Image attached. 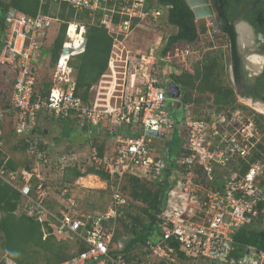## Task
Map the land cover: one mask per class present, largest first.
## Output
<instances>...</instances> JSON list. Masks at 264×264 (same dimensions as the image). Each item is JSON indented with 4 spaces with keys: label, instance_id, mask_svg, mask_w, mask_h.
<instances>
[{
    "label": "built area",
    "instance_id": "obj_1",
    "mask_svg": "<svg viewBox=\"0 0 264 264\" xmlns=\"http://www.w3.org/2000/svg\"><path fill=\"white\" fill-rule=\"evenodd\" d=\"M45 3L57 7L64 3L74 16L85 12L97 17L112 37L106 69L89 88L87 99L75 95L69 65L71 57L84 50L85 27L75 21L67 24L68 39L61 49L68 51H60L52 67L48 94L40 91L42 80L36 69L47 30L64 22L52 12H42ZM38 4L35 15L0 8V78L6 83L0 84V181L19 192L15 212L37 221L42 239L74 241L76 250L52 264H129L123 252L129 234L115 237L116 219L123 216L128 201L113 187L105 210L87 211L63 187L56 204L49 205L48 186L35 167H6L9 137L26 140L27 154L38 165L46 163L48 152L38 147L41 140L34 133L43 118H68L87 132L104 134L102 152L90 141L88 166L106 173L113 184L128 176L151 181L169 170L171 184L158 214L159 233L145 241L143 256L130 264H152L155 259L179 264V252L210 264H264V251L251 246L242 256H231L232 235L258 217L259 204L264 202V162L255 157L262 129L254 114L239 106L218 109L211 97L196 100L194 94L189 101L182 100L171 76L193 72L201 57L196 44L187 42H173L163 52L171 34L162 21L167 7L151 5L154 0H38ZM206 22L207 31L213 29ZM71 24L77 30V48L69 35ZM136 30L146 33L144 47L126 43ZM172 84L179 88L178 95L167 94ZM177 108L182 149L171 156L169 144L164 146L165 132L173 129ZM0 264L19 263L0 249Z\"/></svg>",
    "mask_w": 264,
    "mask_h": 264
},
{
    "label": "trees",
    "instance_id": "obj_2",
    "mask_svg": "<svg viewBox=\"0 0 264 264\" xmlns=\"http://www.w3.org/2000/svg\"><path fill=\"white\" fill-rule=\"evenodd\" d=\"M242 2H246L248 6L254 3L255 6L250 13L246 14V18L250 23L255 24L260 30L264 31V0H211L215 9L216 17L220 23L219 31L229 39V57L232 63L234 75L237 73V58L235 52V31L233 19L238 11V7ZM167 7L165 22L168 26H172L173 32L169 35L163 52L173 42H187L197 44V40L201 34L207 33V27L201 20L195 21L194 14L188 6L186 0H154V4ZM8 7L15 8L27 15H35L39 9L38 0H0V8L6 10ZM51 8H57L56 12L51 11ZM42 12L53 13L60 20H63L59 26L56 37L54 38L50 50V65L53 67L58 59L63 42L66 40V27L69 21L80 22L85 27V38L87 39L84 50L71 57L69 65L73 68L75 78V95L82 99H87L89 88L96 83L104 73L107 65V59L112 45V37L106 32V29L98 23L97 17L90 18L85 12H78L74 16V10L67 8L66 4L60 6L49 5L45 3L41 6ZM2 16V15H1ZM71 26V25H70ZM74 27V26H73ZM76 35L73 33V48H77ZM225 57L220 50H215L211 54H205L193 64V72H183L179 75H172L171 79L176 83L182 93L184 102L191 99L192 94L196 95V100L202 97L206 99L212 98L213 104L218 109H233L237 106L245 109L236 102L234 88L231 85L221 83V75L227 69ZM227 72V70H226ZM226 74V73H225ZM236 77V76H235ZM50 81L42 80L41 93L48 94ZM255 119L259 126L261 114L255 113ZM72 120L66 118L61 121ZM262 120V119H261ZM107 128V124L105 126ZM83 129H86L85 127ZM37 127L34 128L36 133ZM41 131V130H40ZM44 133L43 131H41ZM109 133V130H106ZM11 137L7 138V143L11 141ZM182 143V140H181ZM181 143L179 150L181 151ZM9 144V143H8ZM91 144L95 145L99 152L104 150L105 139L99 134L91 137ZM12 145V144H9ZM29 143L26 140H19L17 144L8 147L9 151H25ZM40 149H43L42 143L38 144ZM259 152L256 158H261L264 153L263 143L258 144ZM171 155V153H170ZM168 161V160H167ZM6 167L15 169L17 167L31 168L29 164H19V161L12 155L8 159ZM72 178L93 174L102 181L109 182V177L106 173L96 170L88 166L85 171H81L76 166L70 168ZM168 171V172H167ZM169 170L166 169L165 174L159 176L155 180L147 181L133 176L127 178L130 188L127 197V204L123 207V216L116 219L117 227L115 237L122 234H129V239L125 243L123 252L127 263H135L140 260L144 254L143 246L146 240L154 239L158 235L157 224L159 222L158 214L160 213L167 189L170 187ZM264 184V182L262 181ZM62 187L58 190V193ZM20 200L19 192L0 181V249L5 252L12 260L19 264H52L68 258L63 252L66 240H58L53 236H48L42 239L40 225L33 218L25 214H17L18 202ZM54 203V200H53ZM56 204V203H54ZM50 205L51 202L48 201ZM109 205V204H108ZM259 215L250 224L237 229L233 237V250L231 256L238 258L245 253L247 247H255L264 251V222L262 215L264 212V202L259 204ZM82 247H78L80 250ZM38 254H44V262L35 261ZM179 262L187 260V258L179 252ZM209 263V261L202 259ZM152 264H166L164 261L155 259ZM210 264V263H209Z\"/></svg>",
    "mask_w": 264,
    "mask_h": 264
},
{
    "label": "rangeland",
    "instance_id": "obj_3",
    "mask_svg": "<svg viewBox=\"0 0 264 264\" xmlns=\"http://www.w3.org/2000/svg\"><path fill=\"white\" fill-rule=\"evenodd\" d=\"M51 11L56 12L57 8H51ZM2 12L0 11V16ZM203 21L205 26L207 24L205 19H199L198 21ZM164 22V19L162 18ZM81 24V21L78 22ZM61 22H55L51 28L47 30L46 39H45V48L41 54L40 64L37 67L36 74L39 80L49 79L52 73V66L50 65V46L57 35L59 26ZM73 25V24H71ZM168 32H173V28L166 26ZM214 29V27H213ZM211 27H209V31L206 34H201L199 37L198 43L195 45V48L200 53V57L205 54H211L215 50H220L223 53V58L225 57V63H227V68L229 67V58H228V49L223 48L219 49L220 46L224 45L225 37L220 34L219 31H213ZM216 33V37L213 38V33ZM146 33L141 32L139 30L134 31L127 38V45H135L137 44L140 47H144L146 45ZM67 41V34L65 36ZM208 48V50H206ZM227 70V69H226ZM221 75V83L224 85H233L231 82L228 71ZM226 73V74H225ZM6 85L5 79L2 76L0 78V84ZM240 94H236V102L244 105V100L239 98ZM249 108V107H247ZM251 108V107H250ZM176 113L173 115L175 120V125L172 130H168L165 132V137L169 141V150L171 156H174L175 153L179 150L180 143L182 140L181 130L178 126V122L180 121L181 109L177 108ZM260 114V113H259ZM262 115V121L264 122V115ZM37 132L35 133L36 140H41L43 147L48 152V160L43 164H36L34 156H29L25 151L18 152L8 149L11 148L14 144L18 143V139L13 137L10 142L7 143V152L12 155L19 164H29L31 167H35L40 175L44 177L46 186H48L49 191V202L52 205L53 200L58 195V190L62 187L66 188L71 195L75 197L77 202L80 204L81 208L87 211H103L107 208L113 187H117L122 190L125 194L128 195V189L130 188V184L127 178H123L120 182L113 184L111 181L105 182L100 180V178L96 175L91 176H83V178L73 179L70 168L76 166L81 171H85L88 166V151L90 147L91 139H87V134L91 133L90 136L95 135V132L92 130L91 132H87V129L81 128V126L72 121H61V120H51L49 118H43L39 120V124L36 126ZM95 129L96 127H92ZM44 133H42L41 131ZM98 133V132H97ZM101 138H105V135L100 133ZM262 143L264 145V130L262 131ZM108 140V137H107ZM28 148V147H27ZM261 159L264 162V153L261 155ZM65 248L63 252L67 255H70L76 250V246L72 239H65ZM37 262H44V254H38L35 258ZM179 264H209L208 262L202 259H187L179 262Z\"/></svg>",
    "mask_w": 264,
    "mask_h": 264
},
{
    "label": "flooded vegetation",
    "instance_id": "obj_4",
    "mask_svg": "<svg viewBox=\"0 0 264 264\" xmlns=\"http://www.w3.org/2000/svg\"><path fill=\"white\" fill-rule=\"evenodd\" d=\"M254 6V3H250L248 6L246 2H242L235 14V19H233L236 34L234 46L238 70L234 75L232 63L229 61L232 77L230 79L235 86L233 87L235 98L236 94H240L239 98L244 100V105L238 104L245 106L244 110L251 114H263L256 109L255 105L259 104L264 107V31L260 30L255 24L250 23L246 18V14L250 13ZM240 21L248 24L239 23ZM238 25L241 26V37ZM220 34L222 35L221 32ZM229 46V39L225 36V43L219 49H228V58L231 56ZM259 122L263 125V128H261L263 131L264 122L261 119Z\"/></svg>",
    "mask_w": 264,
    "mask_h": 264
},
{
    "label": "water",
    "instance_id": "obj_5",
    "mask_svg": "<svg viewBox=\"0 0 264 264\" xmlns=\"http://www.w3.org/2000/svg\"><path fill=\"white\" fill-rule=\"evenodd\" d=\"M188 6L190 7L191 11L194 14L195 20L205 19L208 22H211L214 25L213 31H219L220 23L216 17L215 9L211 3V0H186ZM239 23L248 24L246 22L240 21ZM213 33V38L216 37V33ZM87 39L84 38L81 44V47L86 45ZM68 50L66 48H62L61 52L66 53ZM168 95H178L179 88L176 85H171L167 89ZM157 135V133H154ZM168 141L164 142V146H168Z\"/></svg>",
    "mask_w": 264,
    "mask_h": 264
},
{
    "label": "bare ground",
    "instance_id": "obj_6",
    "mask_svg": "<svg viewBox=\"0 0 264 264\" xmlns=\"http://www.w3.org/2000/svg\"><path fill=\"white\" fill-rule=\"evenodd\" d=\"M240 25H242V24H240ZM239 26V25H238ZM244 27V26H243ZM242 27V28H243ZM246 27V26H245ZM74 30V27H73V25H71L70 26V29H69V35L71 36V38H73V33L74 34H77V30L76 31H73ZM239 32H240V37H241V32H242V30H241V26H239ZM245 30V29H244ZM243 30V31H244ZM76 37L78 38V35H76ZM71 41H72V39H71ZM255 107H256V109L259 111V112H261V113H263L264 114V107H262L261 105H259V104H256L255 105ZM91 178H94L93 177V175H91Z\"/></svg>",
    "mask_w": 264,
    "mask_h": 264
},
{
    "label": "crops",
    "instance_id": "obj_7",
    "mask_svg": "<svg viewBox=\"0 0 264 264\" xmlns=\"http://www.w3.org/2000/svg\"><path fill=\"white\" fill-rule=\"evenodd\" d=\"M165 18H166V15L163 16V19H164V20H165ZM197 21H198V20H197ZM86 176H87V175H86ZM88 176H91V175H88ZM84 177H85V176H84ZM79 178H83V177H79ZM85 178H86V177H85ZM77 179H78V178H77ZM49 201H50V200H49ZM54 203H56L55 200H54ZM54 203H53V204H54Z\"/></svg>",
    "mask_w": 264,
    "mask_h": 264
}]
</instances>
